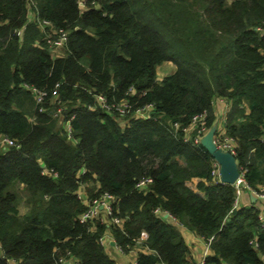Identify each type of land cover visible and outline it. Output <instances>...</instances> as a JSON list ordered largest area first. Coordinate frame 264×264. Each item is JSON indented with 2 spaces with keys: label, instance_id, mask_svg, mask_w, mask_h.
<instances>
[{
  "label": "trees",
  "instance_id": "1",
  "mask_svg": "<svg viewBox=\"0 0 264 264\" xmlns=\"http://www.w3.org/2000/svg\"><path fill=\"white\" fill-rule=\"evenodd\" d=\"M54 28L68 32L59 52ZM166 61L176 69L159 80ZM221 98L239 168L259 189L264 0H0V134L17 142L0 147V264H60L68 251L119 264L107 233L136 264H198L183 229L211 240L204 264H264L258 203L234 208L235 185L216 181L186 132L202 113L207 132ZM84 189L116 197L108 222L80 221Z\"/></svg>",
  "mask_w": 264,
  "mask_h": 264
},
{
  "label": "built area",
  "instance_id": "2",
  "mask_svg": "<svg viewBox=\"0 0 264 264\" xmlns=\"http://www.w3.org/2000/svg\"><path fill=\"white\" fill-rule=\"evenodd\" d=\"M80 4L83 5L84 2L80 1ZM38 20V22L40 23L42 28H46V26H49L50 21L49 20H39L38 18H36ZM18 34L22 33V30H18L17 31ZM53 33L58 35L56 38L53 37V35L51 33L48 34V42L50 44V46L55 50V52H59V48H61L62 44L64 41L67 40L68 37V32L63 30V29H53ZM161 80V79H160ZM34 92L37 96V98L40 100L42 99V96L45 94V92L39 91L37 89H34ZM99 99L103 102V105L105 108H107L108 110L112 109V106L109 105L108 103H106V99L102 96L99 95ZM124 105H126L125 103L120 105V106H116L117 109H119L121 112L125 113L126 109L124 108ZM151 111L152 109V104H149L148 106H146L143 109H139L138 110V114H145L147 111ZM205 114H197L193 117V120L195 122L200 121L199 123H197L191 130H186L187 134H189L192 131L196 132V135L194 137V142H200L202 136L206 133V127L204 124H202V120L204 119ZM69 124V121H68ZM174 126L177 128L178 127V123H174ZM188 135H186V140L188 139ZM215 142L218 145V147L223 148L224 150H228L230 152H232L233 154H235V142L234 140L229 137L226 134L225 128L224 127H218L217 129V133L215 134ZM17 142L16 140H14L13 138H10L7 134H0V147H8V146H13L16 145ZM44 172H48L47 170L44 169ZM50 173V172H48ZM56 174V173H55ZM212 175L217 179L216 181H220V174H219V164L217 161L214 162L213 164V169H212ZM151 178L146 177L142 180H140L137 183L138 188L140 189H144L147 187V185L151 182ZM235 188H236V198L234 201V208L238 207L240 205V201H241V196L245 191H250L252 192L258 199H260V203L258 204V209L260 210V218H261V225L264 226V185L260 186L259 189H254L252 188L245 180L244 178V172L242 170H240V175L238 177V179L236 180V182L234 183ZM79 197L86 203V205L88 206L87 210L85 212H83L80 215V221L81 222H86L87 220H93L95 218H101L103 221H107L109 216H112V205L114 204L116 197L108 192H104L99 196L90 198L88 197V195L86 194L85 190L79 194ZM165 214L170 215L168 212H166ZM113 220L114 222L118 223L119 219L118 218H113L110 219ZM108 222V221H107ZM101 242L104 245H109V243L112 244V241H114V239L112 238V236L107 233L104 236H102L100 238ZM204 240V239H203ZM210 239L209 240H204V244H205V250L206 253L205 255L201 258V260L198 262V264H204L205 262V257L209 254L210 252ZM115 247L120 251V252H124L123 249L121 247H119L118 245H116V243H114ZM147 251V249H145ZM129 253H133L134 255H136V249H132L130 250ZM70 261H75L77 264H79L78 260L71 255V252L68 251L66 255L60 256L59 258V263L60 264H68V262ZM136 259L133 261V264H136ZM159 264H166V262L162 261ZM231 264V263H228Z\"/></svg>",
  "mask_w": 264,
  "mask_h": 264
},
{
  "label": "crops",
  "instance_id": "3",
  "mask_svg": "<svg viewBox=\"0 0 264 264\" xmlns=\"http://www.w3.org/2000/svg\"><path fill=\"white\" fill-rule=\"evenodd\" d=\"M164 63H169L170 72L174 71L176 69V65L172 61H166ZM167 75V74H166ZM165 76V75H164ZM163 78V77H162ZM230 109V103L227 102L225 99L221 98L217 102L216 106V114H217V123L218 127H222L225 119H226V113ZM198 179L195 178L190 184L194 188L196 187ZM88 186V185H87ZM85 190V189H84ZM260 203V199H258L252 192L245 191L241 196L240 206H249L251 204ZM185 236V239L187 241V244L191 251V259L198 263L201 258L205 255V244L203 239L194 234L193 232L189 231L188 229L182 230ZM109 252L117 259L119 264H133V261L135 260V255L133 253H124L120 252L114 244L109 243L108 246ZM2 254L1 245H0V255ZM68 264H77L75 261H70Z\"/></svg>",
  "mask_w": 264,
  "mask_h": 264
},
{
  "label": "water",
  "instance_id": "4",
  "mask_svg": "<svg viewBox=\"0 0 264 264\" xmlns=\"http://www.w3.org/2000/svg\"><path fill=\"white\" fill-rule=\"evenodd\" d=\"M218 123L215 122L202 136L200 143L219 164L220 182L234 184L240 175V168L235 154L218 147L215 142V134ZM167 217L168 214H165ZM115 241H112L114 244Z\"/></svg>",
  "mask_w": 264,
  "mask_h": 264
},
{
  "label": "rangeland",
  "instance_id": "5",
  "mask_svg": "<svg viewBox=\"0 0 264 264\" xmlns=\"http://www.w3.org/2000/svg\"><path fill=\"white\" fill-rule=\"evenodd\" d=\"M169 66H170L169 63H163L160 66H158L157 74L159 80L162 79L164 75L168 74V72L170 71Z\"/></svg>",
  "mask_w": 264,
  "mask_h": 264
}]
</instances>
